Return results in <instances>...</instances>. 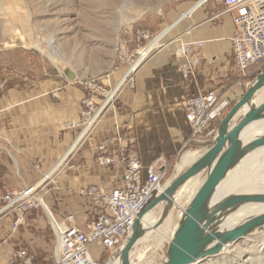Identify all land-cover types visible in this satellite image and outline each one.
<instances>
[{"label":"crops","instance_id":"crops-1","mask_svg":"<svg viewBox=\"0 0 264 264\" xmlns=\"http://www.w3.org/2000/svg\"><path fill=\"white\" fill-rule=\"evenodd\" d=\"M171 11L138 24L155 35L163 31L167 45L138 66L133 86L118 93L87 136H80L79 128L64 127L80 118L83 100L92 96L85 84L111 88L125 67L117 66L101 77L67 80L41 54L24 48L0 49V82L4 84L0 94V198L46 180L40 192L44 208L28 211L15 232L10 229L14 214L0 200V264L16 250L32 254L36 264H53L55 240L49 214L57 222L72 216L74 224H82L88 198L79 191L91 186L111 191L120 186L121 169L96 164L99 146L110 154L131 148L143 171L154 165L168 178L184 172L211 147L214 139L186 144L189 130L184 100L214 92L224 101L227 108L214 125L217 132L220 121L264 64L245 77L237 74L230 42L235 11H228L222 0H192ZM128 41L133 45L134 36L130 34ZM179 41L203 43L189 54L188 78L181 71ZM240 118L239 114L233 122ZM185 155L195 159L182 163ZM92 250L97 254L101 248L94 245Z\"/></svg>","mask_w":264,"mask_h":264},{"label":"built area","instance_id":"built-area-1","mask_svg":"<svg viewBox=\"0 0 264 264\" xmlns=\"http://www.w3.org/2000/svg\"><path fill=\"white\" fill-rule=\"evenodd\" d=\"M222 3L228 11H235V33L230 42L236 72L245 77L264 64V0H222ZM165 36L163 31L155 35L146 29L134 30L136 45L133 51L129 52L122 44L117 46L121 63L125 67L122 78L111 88L86 83L92 96L83 100L80 118L66 123L64 127L79 128L80 136L90 134L103 114L114 104L118 93L125 87L133 86V74L138 66L167 45L163 42ZM202 44H183L179 41L178 51L183 59L181 71L184 78L189 76L187 62L192 48H200ZM3 90L4 84L0 82V94ZM96 96L99 97V103H96ZM226 108L227 104L219 101L214 92L186 97L183 102L184 120L189 130L186 144L214 139V125L222 118ZM117 140L121 141L120 138ZM97 151L95 162L99 167L121 169V184L111 191L97 186L79 191L80 195L88 198V210L82 224H74L72 216H68L66 221L57 222L49 214L55 240L53 264L87 263V260L92 259L94 245L110 257L117 253L130 236L134 222L144 208L174 178H168L164 170L154 165L143 171L137 153L131 148H121L119 152L110 154L104 146H99ZM43 182L19 192L7 193L0 198L4 208H9L14 214L11 232L22 225L28 211L44 208L40 194L44 188ZM5 264L36 262L32 254L16 250L9 255Z\"/></svg>","mask_w":264,"mask_h":264},{"label":"rangeland","instance_id":"rangeland-1","mask_svg":"<svg viewBox=\"0 0 264 264\" xmlns=\"http://www.w3.org/2000/svg\"><path fill=\"white\" fill-rule=\"evenodd\" d=\"M188 1L192 0H0V49L24 48L41 54L52 70L67 80L101 77L117 66L124 67L117 46L122 44L129 52L134 50L136 43L131 45L128 38L141 28L138 24L145 19L161 17ZM49 40L54 45L52 60L37 49L38 45L45 48ZM256 99L264 100V88L253 102ZM233 123L236 122L232 121L231 125ZM263 148L252 153L260 157ZM204 179L205 172H201L191 186L177 192L178 200L174 194V206L160 224V231L132 249L130 264L165 262L170 233ZM163 207L160 204L149 211L147 221L158 220ZM260 240L264 241V229L232 242L223 249L226 252L196 264H264V251L257 252ZM92 259L96 264H105L111 257L100 250L97 254L92 252Z\"/></svg>","mask_w":264,"mask_h":264},{"label":"water","instance_id":"water-1","mask_svg":"<svg viewBox=\"0 0 264 264\" xmlns=\"http://www.w3.org/2000/svg\"><path fill=\"white\" fill-rule=\"evenodd\" d=\"M69 79L72 77L69 76ZM264 88V65L246 85L244 94L229 109L220 121L214 143L184 172L173 178L162 194L157 195L135 220L132 232L119 250L121 264H130V253L142 235L139 218L163 204L158 225L172 209V196L187 181L205 172V179L198 187L180 216L166 250L163 264H196L203 259L217 256L222 247L252 235L264 227V212L241 222L229 230H220L225 218L245 203L264 204V194H230L213 202L216 188L228 173L246 157L248 153L264 147V135L244 143L242 130L248 124L264 120V103L256 106L253 100ZM240 113L241 118L233 125V119Z\"/></svg>","mask_w":264,"mask_h":264},{"label":"bare ground","instance_id":"bare-ground-1","mask_svg":"<svg viewBox=\"0 0 264 264\" xmlns=\"http://www.w3.org/2000/svg\"><path fill=\"white\" fill-rule=\"evenodd\" d=\"M37 49L40 50L42 53L47 54L51 60L54 59V55L52 52V50L54 49V45L51 40L46 42L45 48L38 45ZM263 101H260V99H256L254 101V104H256V106H259L261 102ZM262 135H264V120L246 125L244 129L242 130L241 138H242V141L246 143L250 141L252 138H256ZM194 159H195V156L193 155H185L182 163H188V162L193 161ZM244 160L245 161L242 160L243 161L242 165L239 168L233 169L232 171H230L228 175L226 176V178L216 188L213 199H212L213 202H217L221 198L225 197L226 195H230V194H242V195L264 194V148L262 150V155L260 157L255 155L254 152L253 153L251 152L247 154L246 157H244ZM180 167L181 165L178 166V170L180 169ZM194 179L195 178L187 181L178 191H180L184 187H187L188 185L191 186L193 184L192 182L194 181ZM170 182L161 190V194L165 191L166 187H168ZM177 192L174 194H175L176 199L178 200ZM192 197L193 195L190 197L189 200H191ZM263 212H264V204L262 203L242 204L225 218V220L219 226V229L229 230L235 226H238L241 222H244L248 220L249 218L262 214ZM183 213L181 214V216L183 215ZM148 218H149V211L144 212L139 218L140 226L142 229V235L138 239L135 246L138 245L140 242L147 241L148 239H150L155 233H158V231H160V228L162 227V226H158V223H157L158 220L148 222L147 221ZM176 226L173 227L170 233V240H171L172 234ZM262 229H264V227ZM231 243L225 244L222 247L221 252L222 251L223 253L226 252V250H223V249L229 246ZM263 251H264V241H261V244L257 246V252L262 253ZM88 262L89 264H94L92 259L87 260V263ZM121 262H122V256L120 252L118 251L117 253L113 254L111 256V259H109V261L105 264H121ZM87 263H84V264H87Z\"/></svg>","mask_w":264,"mask_h":264}]
</instances>
